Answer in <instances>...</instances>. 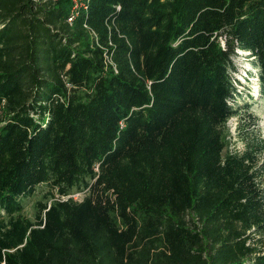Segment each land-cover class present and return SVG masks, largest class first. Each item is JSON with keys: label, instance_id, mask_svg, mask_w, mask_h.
Listing matches in <instances>:
<instances>
[{"label": "trees", "instance_id": "obj_1", "mask_svg": "<svg viewBox=\"0 0 264 264\" xmlns=\"http://www.w3.org/2000/svg\"><path fill=\"white\" fill-rule=\"evenodd\" d=\"M78 2L0 0V264H264L262 143L223 152L264 0Z\"/></svg>", "mask_w": 264, "mask_h": 264}, {"label": "rangeland", "instance_id": "obj_2", "mask_svg": "<svg viewBox=\"0 0 264 264\" xmlns=\"http://www.w3.org/2000/svg\"><path fill=\"white\" fill-rule=\"evenodd\" d=\"M71 2V10L74 11L79 2L78 0H71ZM249 59L243 54L233 56V85L236 95L232 103L238 110V114L230 116L224 123L223 152H237L242 150L248 142L260 141L262 145L256 152V160L262 168L261 179L264 183V96L260 97L256 94L257 80L252 76L254 69ZM46 191L47 187L40 184L29 197L21 198L22 209L18 214L32 218L34 202L44 199ZM69 196L74 200H79L81 194L71 191Z\"/></svg>", "mask_w": 264, "mask_h": 264}]
</instances>
